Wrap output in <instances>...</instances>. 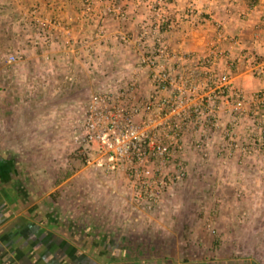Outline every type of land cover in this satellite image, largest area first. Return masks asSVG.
I'll return each mask as SVG.
<instances>
[{
    "label": "crops",
    "instance_id": "obj_1",
    "mask_svg": "<svg viewBox=\"0 0 264 264\" xmlns=\"http://www.w3.org/2000/svg\"><path fill=\"white\" fill-rule=\"evenodd\" d=\"M112 5L125 18L110 12ZM39 15L70 25L59 23L65 43L56 45L65 51L115 52L119 42L131 55L114 57L124 68L114 78L138 73L144 96L152 91L149 72L132 63L154 50L155 39L141 41L140 35L144 26L157 25L172 50L189 58L176 67L179 76L213 58L225 90H242L252 106H258L256 93L264 92L258 70L264 65V0H0V20H16L18 33L22 22ZM122 34L130 37L128 44ZM211 93L200 89L195 101ZM230 108L220 101L218 116H228ZM1 155L10 170L0 173V264H257L182 239L171 231L179 228L177 220L144 219L148 212L123 174L85 165L69 172L66 164L59 172L26 174L17 157ZM171 192L165 195H175ZM161 204L154 212L165 207ZM135 212L143 219H134Z\"/></svg>",
    "mask_w": 264,
    "mask_h": 264
},
{
    "label": "rangeland",
    "instance_id": "obj_2",
    "mask_svg": "<svg viewBox=\"0 0 264 264\" xmlns=\"http://www.w3.org/2000/svg\"><path fill=\"white\" fill-rule=\"evenodd\" d=\"M43 18L22 22L20 33L16 20H0V154L17 157L26 174L37 175L65 164L69 172L87 166L72 126L91 95L115 83L123 63L114 57L131 55L119 42L115 52L65 51L56 42L64 41L60 24L66 22ZM11 55L16 60L9 63ZM144 92L138 86L137 101ZM256 94L261 103L246 98L245 116L235 115L231 104L216 121L192 119L177 154L187 175L170 190L175 195L162 197L164 208L145 210L143 218L177 220L171 231L197 240L199 248L264 264V92Z\"/></svg>",
    "mask_w": 264,
    "mask_h": 264
},
{
    "label": "built area",
    "instance_id": "obj_3",
    "mask_svg": "<svg viewBox=\"0 0 264 264\" xmlns=\"http://www.w3.org/2000/svg\"><path fill=\"white\" fill-rule=\"evenodd\" d=\"M109 11L120 18L126 16L115 5ZM149 38L155 39L154 50L142 53L137 64L141 71L149 72L152 91L137 101L138 73L116 78L113 85L103 86L91 95L72 128L74 143L86 165L125 175L135 198L151 212L187 175L177 156L184 148L181 140L186 126L201 117L216 121L222 100L232 104L235 115L245 116L247 99L242 90L228 92L218 83L213 58L201 60L196 71L179 76L176 67L189 58L172 50L159 25L142 28L140 40ZM120 40L128 44L130 37L122 34ZM223 54L216 52L217 56ZM15 60L11 55L8 62ZM258 70L264 76V65ZM200 89H210L212 93L196 102ZM260 96L256 94L259 104Z\"/></svg>",
    "mask_w": 264,
    "mask_h": 264
},
{
    "label": "flooded vegetation",
    "instance_id": "obj_4",
    "mask_svg": "<svg viewBox=\"0 0 264 264\" xmlns=\"http://www.w3.org/2000/svg\"><path fill=\"white\" fill-rule=\"evenodd\" d=\"M9 166H10V163H7L5 159L0 158V173H7L10 170L8 169Z\"/></svg>",
    "mask_w": 264,
    "mask_h": 264
}]
</instances>
